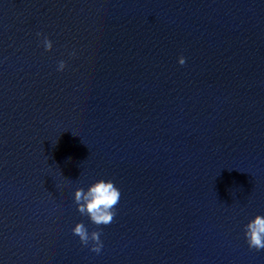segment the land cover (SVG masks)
Wrapping results in <instances>:
<instances>
[{
	"label": "clouds",
	"instance_id": "1",
	"mask_svg": "<svg viewBox=\"0 0 264 264\" xmlns=\"http://www.w3.org/2000/svg\"><path fill=\"white\" fill-rule=\"evenodd\" d=\"M46 51L53 48L52 41L47 37L43 40ZM75 55V53H71ZM185 57L180 56L178 63L184 65ZM66 62H58L57 71H64ZM121 192L111 180L100 179L91 184L87 190L77 188L74 192V203L77 211L82 216H87L97 225H109L116 215V206L120 202ZM74 235L79 237L81 244L88 246L91 243V251L99 254L103 248L100 231L89 233L83 222L76 223L72 229ZM244 237L250 249L257 251L264 249V215H256L244 226Z\"/></svg>",
	"mask_w": 264,
	"mask_h": 264
}]
</instances>
